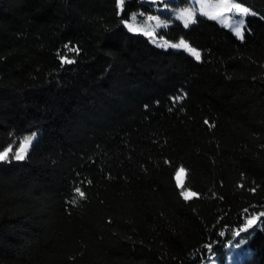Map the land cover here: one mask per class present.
Instances as JSON below:
<instances>
[{"label": "trees", "instance_id": "trees-1", "mask_svg": "<svg viewBox=\"0 0 264 264\" xmlns=\"http://www.w3.org/2000/svg\"><path fill=\"white\" fill-rule=\"evenodd\" d=\"M233 1L242 40L158 32L197 60L126 27L166 0H0V150L39 133L0 162V264H264V0Z\"/></svg>", "mask_w": 264, "mask_h": 264}, {"label": "rangeland", "instance_id": "rangeland-1", "mask_svg": "<svg viewBox=\"0 0 264 264\" xmlns=\"http://www.w3.org/2000/svg\"><path fill=\"white\" fill-rule=\"evenodd\" d=\"M118 2H119V8L122 11L123 4L121 5L120 0H118ZM229 2L230 3H236L233 0H229ZM181 3H182L181 0H166L165 5H167V7H165V5L164 6H159L158 5V6H156V9H155L156 12L155 13L146 14L144 12H135V13H133L131 15L130 19L125 22V25H126V27L128 29H129V25H132V29H134V30H130L129 29L130 32L135 33V34L145 35V36H147L150 39V41L154 45L160 47L159 45L162 44L165 41H167L169 44L179 43V42H170L167 39L160 37L158 32L161 29H163V28L170 27L174 22H180V23H182L184 25V22L181 19L178 18V15H179L180 12H183V11H185L187 9H191V11L195 14V21H196L197 17H199V16L209 18L210 15H216L217 19H213V20L217 21L218 23H220L221 25L227 27L228 29H230L232 31H233V27L235 26L236 21L241 18V14L240 13H237L235 11L228 12V11H225L223 9L215 7L216 5L222 3V0H188V5H186L184 7L182 6ZM201 3L206 5V7L204 8V11L209 13V15H201V13H200V5H201ZM241 7H246V6L241 5ZM250 12H252V11L250 10ZM249 15H251V14H249ZM249 15H246V16L243 17L244 24H243V28L241 29V31L243 33V38H244V34H245L246 18ZM133 16H135L134 20L132 19ZM149 16H158L159 20L162 21L164 24H166L167 27H164V26L156 27V21L155 20H148L147 19V17H149ZM193 24L194 23H189L188 27H190ZM145 33H148V34L146 35ZM233 33H234V31H233ZM187 44L191 48H193L189 43H187ZM160 48H162V49L184 50L188 54H190L191 56H193L195 58L194 55H192L190 52H188L184 48H172V47H160ZM193 49H195V48H193ZM195 50L198 51L197 49H195ZM198 52L200 54V59L199 60H201V53H200V51H198ZM38 137H39V133L35 132L33 134L25 136L20 141V145H19V147L17 149H15V147L13 145H11L10 147L12 149V152L9 153L7 159H0V162L10 161L11 159H13L15 161H23V160H25V158L27 157L30 149L32 148V146L34 145V143L36 142ZM25 141H30V142L29 143H25ZM18 150L20 151V154L23 156V159L17 160V159L13 158V155ZM178 172H179V170H177L175 177H176V180H177V183H178L179 187L183 188L184 184H185V171L183 173H180L179 177L177 176ZM185 192L190 195V198L194 196V195H191L193 193L190 192V191L184 190L183 193H185ZM257 221H258V219H256V222ZM254 224H252V225H254ZM248 227H250V226L248 225ZM228 245H229V250L226 253V255H227V263L236 264V260L242 255L243 250H242L241 247H239L234 242H230ZM205 264H222V263L217 261L214 258L210 262L205 263Z\"/></svg>", "mask_w": 264, "mask_h": 264}, {"label": "snow or ice", "instance_id": "snow-or-ice-1", "mask_svg": "<svg viewBox=\"0 0 264 264\" xmlns=\"http://www.w3.org/2000/svg\"><path fill=\"white\" fill-rule=\"evenodd\" d=\"M153 2H155V0H153ZM121 5L123 4V0H120ZM165 7H167V5H165ZM206 7L205 4L201 3L200 5V13L201 15H209V13L204 11V8ZM215 7L223 9L225 11L228 12H232L235 11L237 13L241 14V18L239 20L236 21L235 26L233 27V31L235 33V35L237 37H239L240 39H243V33L241 31V29L243 28V17L246 15H255L254 12H250V9L247 7H241V5L239 3H230L229 0H222V3L216 5ZM222 14V13H221ZM178 18L181 19L184 22V26L188 27L189 23H195V14L191 11V9H187L183 12H180L178 15ZM209 18L211 19H217L216 15H210ZM132 19H135V16L132 17ZM148 20H155L156 21V27H167L166 24H164L162 21L159 20L158 16H149L147 17ZM129 29L130 30H134L132 29V25H129ZM146 35L148 33H145ZM155 42V41H154ZM160 47H172V48H184L185 50H187L188 52H190L192 55L195 56V58L197 60L200 59V54L198 51H196L195 49L191 48L186 41H184L183 39H181L179 41V43H175V44H169L167 41L163 42L162 44L159 45ZM63 59V58H62ZM65 62L67 63H72L71 60H65ZM207 123V122H206ZM30 141H25V143H29ZM12 152V149L10 146L6 147L4 150H0V159H7L9 153ZM14 159H23V156L20 154V151L18 150L14 155H13ZM184 169H179V172L177 173V176L179 177L180 173H183ZM254 190V189H253ZM75 191L78 193L79 197L83 198L85 196V193L80 191L79 187H77L75 189ZM182 195H184L185 199H189L190 195L188 193H182ZM191 195H195L194 193ZM261 216H264V213L260 214ZM256 219H258V217H253L252 219H249L247 221V224L249 226H251L252 224H254L256 222ZM221 235H223V233H221Z\"/></svg>", "mask_w": 264, "mask_h": 264}]
</instances>
